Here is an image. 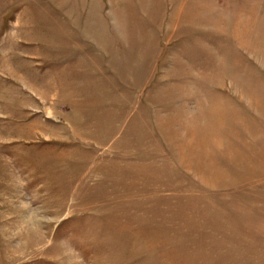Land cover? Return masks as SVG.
<instances>
[{
	"label": "rangeland",
	"instance_id": "1",
	"mask_svg": "<svg viewBox=\"0 0 264 264\" xmlns=\"http://www.w3.org/2000/svg\"><path fill=\"white\" fill-rule=\"evenodd\" d=\"M0 264H264V0H0Z\"/></svg>",
	"mask_w": 264,
	"mask_h": 264
}]
</instances>
